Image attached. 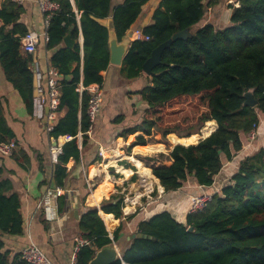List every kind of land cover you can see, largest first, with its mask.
<instances>
[{"label": "trees", "instance_id": "1", "mask_svg": "<svg viewBox=\"0 0 264 264\" xmlns=\"http://www.w3.org/2000/svg\"><path fill=\"white\" fill-rule=\"evenodd\" d=\"M52 1L59 4V9L47 27V41L42 37L39 44L46 43L49 65L61 75L59 109H67L51 135L55 139L65 134L72 136L62 146L55 164V181L62 186L68 175L66 164L71 158H80L77 134L90 126L87 109L91 93L87 88L92 84L101 86L104 71L110 65L111 32L100 19L113 17L114 30L121 41L148 0H124L116 6L113 0H75L81 12L79 20L71 0ZM219 1L161 0L152 24L142 30L150 39L133 40L121 65L124 77L140 76L143 64L157 46L175 33L190 29L189 37L175 40L164 50L161 62L153 68L151 84L138 91L148 107L142 122L128 130L131 134L143 133L133 145L164 143L170 149L169 134L175 133L179 140L192 139L207 121L217 122L218 128L196 144H177L168 153L143 158L165 192L177 191L190 182L212 186L225 161L246 151L250 131L255 126H264V0H239V6L231 3L228 23L221 27L211 22L202 25L208 8ZM23 10L22 4L13 0L1 4L0 54L7 78L32 113L35 73L30 67L32 54L21 53V37L30 30L20 22ZM78 22L84 37L83 77L80 44L69 48L63 42L69 32L78 38ZM81 82L85 87L83 92L78 90ZM249 90L258 101L254 107L244 105V94ZM183 96L198 97L199 105L206 110L196 119L184 118L185 125L181 122L165 125L159 107ZM12 138L18 140L0 96V141ZM255 147L256 143L244 153L230 182L210 193L212 199L205 208L198 211L188 208L183 217L166 209L140 221L136 233L142 235L132 238L124 248L123 260L129 264H264V144ZM18 154L29 161L25 150ZM12 157H17L16 150ZM4 172L3 164L0 165V231L21 235L24 223L21 197L12 180L3 176ZM58 201L62 211L66 202L63 194L58 196ZM123 207L124 198L117 194L101 204L105 213L116 218L124 217ZM79 230L90 244L79 249L76 264H89L98 249L113 241L97 207L84 211ZM122 230L120 227L115 231L114 239ZM3 247L0 237V264H30L20 253L11 261L10 251H2ZM114 264H121V260Z\"/></svg>", "mask_w": 264, "mask_h": 264}, {"label": "crops", "instance_id": "2", "mask_svg": "<svg viewBox=\"0 0 264 264\" xmlns=\"http://www.w3.org/2000/svg\"><path fill=\"white\" fill-rule=\"evenodd\" d=\"M4 1L0 0V6ZM37 1L25 0L22 3L24 10L20 16V22L42 36L45 31L47 32V27ZM123 1L113 0V6ZM160 1L148 0L144 5L141 15L125 36L130 37L131 42L138 39L137 31H142L152 24L153 14ZM232 1L238 4L240 2L239 0ZM71 2L79 20L81 12L77 8L76 1L71 0ZM229 4H231L230 0H220L216 5L210 6L202 25L211 22L221 27L228 23ZM100 22L106 25L110 32H115L112 16L102 18ZM78 24V38H74L72 33L71 36L81 46L80 72L83 77L84 37L80 22ZM21 53L27 56L23 48H21ZM30 53L33 57L30 67L35 73L32 113L27 110L13 82L7 78L0 54V96L4 102L9 125L18 138L17 157L4 158L0 155V165H5L3 176L12 180L14 189L21 197V212L24 220L21 235H11L0 231V237L4 241L2 251H10L11 261L25 245L34 241L53 264H71L76 241L82 236L79 230L82 214L89 207H97L109 236L113 240V245L121 256L119 259L121 264H129L123 260L122 253L124 248L130 244V238L136 233L140 221L166 209L183 217L189 208L192 196L201 192L219 191L223 185L230 182L231 176L239 168L244 153L249 152L248 149L254 146V144H246V151H240L231 161L227 160L212 186H198L190 182L177 191L165 192L152 169L146 167L143 158L155 156L160 152L168 153L173 146L180 143H175L170 149L164 143L133 145L136 137L143 133L137 131L131 134L128 131L141 123L144 118L148 105L142 100L138 91L151 84L152 75L142 71L138 77L126 78L121 73L122 64L110 63L104 71V82L101 85L104 94L103 105L94 121L92 132L85 136L81 134V129L79 130L77 139L81 149L80 158L79 160L71 158L68 161L66 164L68 175L63 179L62 186L57 185V188H61V195L63 194L66 201L60 211L58 201L60 194L56 195L50 191L51 181L55 179L54 171L57 163L51 160L50 149L53 145L63 146L72 139V136L65 134L55 139L51 131L48 132L47 125L52 124L54 127L57 121L65 116L67 109H58L54 117L49 116L48 104L41 100L47 90L49 58L46 43L38 44L36 51ZM84 89L81 82L78 90L83 92ZM79 116H81V111ZM209 122L214 125L213 131H215L218 128L217 122L215 120ZM201 130L197 134L202 136L196 143L213 132L203 135ZM153 145L154 147H151ZM156 146L161 147L155 148ZM20 150L28 153L29 161L24 160L18 154ZM97 192L99 196H95ZM114 194L124 198V217L122 218H116L114 214L105 213L101 209L103 200L109 199ZM129 216L132 218L128 220L126 217ZM106 217H111L109 224ZM120 227L123 230L119 237L114 239V233Z\"/></svg>", "mask_w": 264, "mask_h": 264}, {"label": "built area", "instance_id": "3", "mask_svg": "<svg viewBox=\"0 0 264 264\" xmlns=\"http://www.w3.org/2000/svg\"><path fill=\"white\" fill-rule=\"evenodd\" d=\"M18 4H22L25 0H13ZM38 6L43 14L45 26L48 27L52 15L59 9V4L52 0H38ZM230 3L238 5V2L230 0ZM138 39L149 40L150 36L144 35L142 31L136 32ZM45 41L48 39L47 32L44 35H40L35 30H29L25 35L21 37L22 48L26 52L36 51L41 38ZM60 87H61V75L58 73L56 68L48 65L47 68V90L45 96L41 98L42 102H46L49 108V116L54 117L55 113L60 106ZM91 93V98L89 101L87 113L90 119V126L85 132L81 134H91L94 121L97 115L100 113L101 107L103 105L104 94L101 86L98 84H92L88 88ZM47 130L52 131V124L47 125ZM257 134V127L255 126L248 136L250 138H255ZM18 143L16 139L12 138L9 141H0V155L12 157L14 151L17 149ZM62 153L61 145H53L50 149V158L53 162H58V156ZM153 189V188H152ZM54 194H61V188L50 189ZM212 199V195L208 192L197 193L192 196L189 208L191 211H198L206 207L207 203ZM90 244V240L80 236L75 244L74 253L72 256L71 264H76L77 252L82 246ZM21 257L29 262L30 264H53V262L48 258L45 252L36 244L34 241H30L28 245H25L20 251Z\"/></svg>", "mask_w": 264, "mask_h": 264}, {"label": "water", "instance_id": "4", "mask_svg": "<svg viewBox=\"0 0 264 264\" xmlns=\"http://www.w3.org/2000/svg\"><path fill=\"white\" fill-rule=\"evenodd\" d=\"M190 35V29H184L175 33L170 39L157 46L153 50L152 55L143 64V71L149 75H152L153 68L161 62V57L164 50L169 47L175 40L179 38H187ZM63 42L66 47L73 48L76 45L77 40L73 39L71 33L69 32L64 37ZM109 44L111 52L110 63L115 65H121L131 45L130 37L127 36L123 38V40L119 41L115 32L112 31ZM67 78H69V76H67ZM244 95L246 98L244 105H248L251 107L257 105L258 101L254 98L253 91L249 90ZM169 137H171V135H169ZM50 188H57V184L54 178L51 181ZM189 230H193V228L190 227ZM138 235L142 234L134 233L130 239ZM118 259H121V256L112 242L111 244L105 245L99 251H97L95 257L90 260L89 264H114Z\"/></svg>", "mask_w": 264, "mask_h": 264}, {"label": "rangeland", "instance_id": "5", "mask_svg": "<svg viewBox=\"0 0 264 264\" xmlns=\"http://www.w3.org/2000/svg\"><path fill=\"white\" fill-rule=\"evenodd\" d=\"M159 109H160L159 114L162 116L163 122L167 126L168 125L172 126L177 122H181L185 125L184 118L189 117L190 119H196L199 115H201V113H203L206 110L205 108L199 105L198 97H190V96L178 97L170 101L167 105H164L163 107H159ZM169 135H171V137H169ZM169 135H168V140L172 145H174L175 142L179 143V141L180 144L181 141L188 142L189 139L186 138L184 140H179V138L177 137L178 135H176L175 133ZM197 135L199 134L196 133L194 138L190 140L194 141ZM255 143H256V147L259 146V144H264V126L260 125V127L257 128V134L255 138L252 139L247 135L246 144L248 145Z\"/></svg>", "mask_w": 264, "mask_h": 264}, {"label": "bare ground", "instance_id": "6", "mask_svg": "<svg viewBox=\"0 0 264 264\" xmlns=\"http://www.w3.org/2000/svg\"><path fill=\"white\" fill-rule=\"evenodd\" d=\"M214 130V125L212 124V123H210L209 121L208 122H206V124H205V127L201 130V134H203V135H208V134H210L212 131ZM201 136L202 135H197V137L195 138V140L194 141H192V140H190V139H188V142L186 141V142H184V141H181V144H188V143H192V142H197L200 138H201ZM176 143V142H175ZM179 143H180V141H179ZM177 144V143H176ZM126 155V154H125ZM112 158V157H111ZM118 158V157H117ZM125 158V157H124ZM127 159H128V157H127ZM135 165V164H134ZM117 167V166H116ZM118 167H119V165H118ZM147 167V166H146ZM120 169V168H119ZM151 170V169H150ZM130 171V170H129ZM131 172V171H130ZM134 172V171H133ZM128 177V176H127ZM111 181V180H110ZM104 186V185H103ZM107 186V185H106ZM110 186V185H109ZM108 186V187H109ZM161 186V185H160ZM102 187V186H101ZM145 187V186H144ZM149 187V186H148ZM104 188V187H103ZM101 192H102V190H101ZM98 193V192H97ZM103 194V193H102ZM93 195H95V194H93ZM95 196H99V193L98 194H96ZM100 196H101V194H100ZM129 196V195H128ZM127 196V197H128ZM97 198V197H96ZM128 199V198H127ZM95 200V199H94ZM131 200V199H130ZM128 208V207H127ZM126 209V208H125ZM133 211V210H132ZM109 217H106V221H107V223L109 224V222H110V220H111V217L108 219ZM113 219V218H112Z\"/></svg>", "mask_w": 264, "mask_h": 264}]
</instances>
